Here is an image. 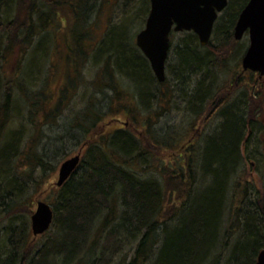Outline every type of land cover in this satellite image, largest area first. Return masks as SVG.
Here are the masks:
<instances>
[{
    "label": "trees",
    "instance_id": "1",
    "mask_svg": "<svg viewBox=\"0 0 264 264\" xmlns=\"http://www.w3.org/2000/svg\"><path fill=\"white\" fill-rule=\"evenodd\" d=\"M248 1L229 0L227 8L216 21L207 45L200 43L195 32L183 31L180 43L175 48L174 79L185 94L184 99L190 108H197V115L203 114L202 106H209L211 110L215 108L220 119L215 133H210L206 138L200 153L194 148H185L181 154L183 158L175 169L180 176L176 183L183 185L185 182L186 187L181 192L179 189H171L172 181L168 189L165 184L170 182V178L165 182L164 178L160 180L154 176L156 165L151 166L152 154L146 141H159L153 135V118L150 114L141 135L125 128H115L111 135L102 133L104 141L96 139L87 142L88 147L79 166L64 185L58 188L55 200L50 202L54 208V229L40 235L48 236L41 243L40 260L34 257V249L28 248L29 225L22 222L15 227L10 225L11 250L2 247L0 264H108L106 255L117 253L122 241L132 242V257L125 260L124 264H146L152 258L153 264H221L224 252H230L226 264H253L256 261L264 248V191H258L255 200L250 201L251 205L241 208L247 200L249 189L239 165L242 158L241 142L248 137V127L252 129L255 126L257 111L252 112V104L248 100L243 104L239 101L240 97L238 100L230 99V95L224 91L226 87H220V83L216 84L215 80L205 82L209 80L214 68L225 69L223 60H226V49L223 45L235 42V25ZM58 4L60 2L57 0H0V61L15 47H21L22 53L29 52V46L37 34L44 36L50 30L53 34L60 29L62 22L59 19ZM10 7L13 16L9 15ZM20 13L25 14L23 20ZM74 14L82 28L73 33L75 45L72 75L68 74L66 49L64 51L66 80L57 93L59 101L56 108L74 92L75 77L81 63L85 64V58L91 59V55H94L103 60L102 71L96 78V87L100 91L97 93L111 99L115 95L130 99L126 101L132 105L130 109L134 118L137 113H143L146 107L150 111L151 100L162 99L161 88L166 80L158 81L149 59L133 44L129 25L122 24L119 28L110 26L106 37L91 45L88 50L81 44L84 39L88 40L84 30L87 28V12L80 8ZM65 26L69 27V24ZM176 33L171 34V42ZM94 46L96 48L93 49ZM44 49L41 42L39 48L27 54L28 61L32 62L34 58L40 62L48 60L50 53ZM39 64L32 63L31 71H26L25 80L19 75L17 79L11 75L6 76L0 64V174L10 170L14 161L21 157L16 144L17 137L6 141V146H2L1 142L7 126L16 116L18 97L23 98L30 121L36 122L34 116L39 112L38 98L43 101L48 96V93L37 90L31 77ZM42 65L45 66L44 63ZM111 69H114L113 72ZM51 72L53 70L47 71V75ZM154 83L157 84L156 88L153 87ZM109 91L113 94L109 95ZM94 98H98L97 95ZM111 102H108L109 109L112 108ZM200 106L201 110H198ZM97 107L92 102L87 104L82 116L76 118L74 126L87 133L96 129L109 112L106 109L102 111L101 101L100 107ZM157 108L156 114L162 116L159 114L162 107L158 105ZM194 129L196 125L191 128ZM189 145L195 146L194 143ZM30 148L32 150L27 155L33 165L29 166L30 172L36 166L40 168L39 176L32 182L34 189H31L36 190L44 186L54 166L33 145ZM197 167L202 170V180H205L206 185H197ZM21 179L22 176L15 175L8 179L1 178L0 194L7 190L8 194L16 193L17 198L28 195L25 186L29 180ZM23 189V192H18ZM175 200L176 204H172L171 201ZM16 202L20 204L22 201L16 199ZM24 202L26 205L23 209H29L28 201L24 199ZM227 207L231 211L235 208L237 217L230 229L226 230L229 235L224 240L220 229ZM238 232L243 233L241 239L236 243L233 240L231 242L230 233ZM12 247L24 256L30 253L31 258L25 261L23 256L19 260L15 259L14 263ZM98 250L101 256L97 255Z\"/></svg>",
    "mask_w": 264,
    "mask_h": 264
},
{
    "label": "rangeland",
    "instance_id": "2",
    "mask_svg": "<svg viewBox=\"0 0 264 264\" xmlns=\"http://www.w3.org/2000/svg\"><path fill=\"white\" fill-rule=\"evenodd\" d=\"M57 1L60 2L57 9L60 13L59 19L61 18L62 27L60 26L61 28L55 30L53 34L50 33L51 30L50 32H46L44 36L37 34L29 46V52L26 53V51H24L22 53L21 47H15L14 50L8 51L9 53L6 54V58L2 59L3 61H0L2 69L6 72V76L11 75L14 79H17L19 75L25 80V77L27 78L26 74L31 71L32 63L34 64V62H37L39 64L40 62L37 61L38 59L35 60V58L32 62L31 60L28 61V55L33 52V49L36 50L39 48L42 42L45 46L44 50L50 53L49 59H44L46 61L40 62V64L34 68L33 74L30 73L32 74L31 77L37 90L43 91L46 94L48 93V96L45 95L47 97H45V99L43 98V101H40L38 98L37 105L39 106V112L37 116H34L36 122L30 121L29 112L25 110L24 100L18 97L15 104L16 116L7 126L5 135L1 137L2 146H6V141L14 140V136L17 137L16 144H18L21 151V157L17 158L13 163V167H11L10 170H5V173L9 175V177L13 175L22 176L21 181L25 179L29 180V183L25 186L29 193L25 195V197L23 195L22 198H17V194L14 192L8 194L7 190L6 192L4 191L2 195L0 194V250L3 246L11 250V244H9V234L11 233L10 225L13 224L15 227L22 222H27L29 225L28 248L32 247L34 249V257L36 260H40L41 243L44 242L48 236H34L31 228V215L36 209L38 200H45L49 203L55 200L59 192V186H57L56 182L58 180L61 163L80 151H82V155H85V151L88 147L87 142L96 139L102 142L104 141V134L111 135L115 128H125L128 131H132L134 134L141 135L144 127H146V119L150 114L153 118V135L157 137L159 141L152 143L148 139L146 141V146L152 154L150 158V160L152 159L151 166L156 165V173H154V176L159 177L160 180L164 178L165 182L170 178V182H167L168 184H165V187L167 186V188L170 189L169 187L172 181H174L171 189H179L181 192V189L186 187V183L184 182L183 185H178V183H176V181L180 179V176L175 170L176 166L183 158L181 154L184 153L183 151H185V148H194L200 153L202 147L205 146L206 138L215 133L220 121L219 114L216 113L215 108L211 110L209 106L208 108L202 106V109H204L203 114L197 115V112L195 113L197 108H190V104L184 99L185 94H183L181 89L176 85L177 81H175V74L173 73L176 60L175 48L180 43L181 36L184 34L182 33L183 31L177 32L172 36V47L169 51L170 56L166 66L167 79L161 88L163 96L160 101H156V99L151 100L150 111H147V107L143 106L142 108L146 107L145 111H143V113H137L134 118V114L130 109L132 105L130 106L127 104L130 99L122 95H115V97L111 99L109 97L106 98L104 94L97 93L100 91H98L96 87V78L99 76L98 73L102 71L101 67L103 65V60L94 55H91V59L86 57L84 61L85 64L81 63L75 77L76 80L74 79L76 81L74 92L71 93L69 98L64 99L62 104L56 108L59 101L57 93L66 80L67 65L63 60L64 51L66 49L65 60L69 66L68 74L72 75L71 69L75 45L73 33L82 28L80 22L75 18V10L79 11V9L82 8L87 12V28L84 30L87 33L85 38L88 40L84 39L81 44L85 49L89 50L91 45L96 44L97 41L106 37V31L110 26H117V28H119L122 24L129 25L128 30L130 35H132L133 44L139 47L136 42V36L137 33L144 28L151 7L150 0ZM11 12L12 10L10 7V14H8L13 16L14 12H12V14ZM20 18L23 20L25 14L20 15ZM65 24H69V27L65 26ZM234 39L235 42L232 41L223 45V48L226 49V51H224L226 60H223L225 69L214 68L209 76V80L205 82L215 80L216 84L220 83V87H226L224 91L230 95V99L238 100L240 97L239 101L243 104H246V100H248V103L252 104V112L255 113L257 111L255 114L257 118L255 117L254 119L255 126L252 129L248 127L246 130L248 137H245L246 140H242L241 142L242 158L239 166L243 178L247 180L246 187L249 189V194L246 196L247 200L242 204L241 208H246L248 205H251L250 201L255 200L258 191H264V75L261 77L259 72L245 70L243 68L242 58L250 43L248 32L244 34L242 39H236L235 37ZM53 40L55 41L54 43ZM95 46L93 49L96 48ZM92 51L91 49L90 52ZM66 55H68V59ZM42 63H44L45 66L42 65ZM26 68L28 69L25 70ZM42 69L44 73H42ZM46 70H53V72L47 75ZM113 70L114 69H111V72H113ZM126 83L123 85H126ZM156 86L157 84L154 83L153 87L156 88ZM108 94L112 95L113 92L109 91ZM95 95H97L98 98H94ZM111 100L112 108L109 109L108 102ZM100 101L102 104V111L106 109L109 112H107V116L104 117V120L101 121L98 127L89 133H87L86 130L83 131L75 127L76 118L82 116L81 113L85 111L87 104L92 102L100 107ZM135 104L138 103L136 102ZM135 104L133 105L134 108L136 107ZM41 105L44 106L40 109ZM158 105L163 109L159 112L162 116L156 114L159 109L157 108ZM198 110H201V106L198 107ZM193 125H196L194 131L191 130ZM84 132L86 134H84ZM101 134L103 136H101ZM190 143H194L195 146L190 147ZM30 145H33L39 152L44 154L54 166V169L48 174L44 186L36 190L31 189L33 188L32 182L39 176L40 168L36 166L32 173L30 172L29 166L32 164L27 156L32 150ZM31 167H33V165ZM152 168L153 167L150 169ZM197 172V176L195 177L197 185H206L205 180H202L203 173L199 167H197ZM5 173L0 174V183L1 178H9ZM23 191L24 189L18 192ZM16 199L22 202L18 204ZM24 199L28 201L29 209H23L26 205ZM171 203L176 204V200L174 202L171 201ZM172 204L169 202L168 205L171 206ZM237 204L240 206L238 201ZM228 209L229 207H227L226 213H224V217L221 220L223 225H221L220 235L224 240L228 239L224 237H228L229 235V232H226V230L230 229L234 219L237 217L235 216L237 213L235 208L234 211L232 210L233 212ZM50 229H54L53 223ZM242 235V232H238L237 234L230 233L229 239H231V242L233 240V243H236L238 239H241ZM131 244L132 242L128 243L127 241H122L119 244V250L116 251L117 253H113L114 255L107 253L109 254L106 255L107 259H109L108 264H124V262L130 260L132 257ZM129 248H131V251H129ZM12 250L11 257H13L14 263L16 262L15 259L19 260L24 256V254L22 255L18 250L13 249V247ZM99 253L100 251L98 250L97 255L101 256V253ZM229 254L230 252L227 254L224 252L225 257H223L221 264L228 263L227 258ZM24 258L25 261H28L31 258V254H25ZM21 261H23V259ZM153 263V258L146 262V264Z\"/></svg>",
    "mask_w": 264,
    "mask_h": 264
},
{
    "label": "water",
    "instance_id": "3",
    "mask_svg": "<svg viewBox=\"0 0 264 264\" xmlns=\"http://www.w3.org/2000/svg\"><path fill=\"white\" fill-rule=\"evenodd\" d=\"M150 12L144 28L136 36L137 45L149 59L151 67L161 82L166 80V64L171 48L173 31H194L202 45L212 37L219 14L229 0H150ZM248 32L250 44L242 58L245 70L264 75V0H249L235 25L236 39ZM82 152L65 159L59 168L57 186L61 187L77 169ZM54 209L45 200H38L31 215L35 236L45 233L52 225ZM253 264H264V248Z\"/></svg>",
    "mask_w": 264,
    "mask_h": 264
}]
</instances>
